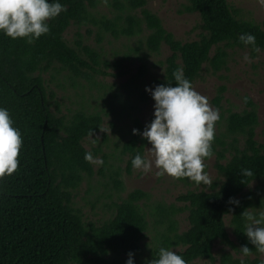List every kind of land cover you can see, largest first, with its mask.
<instances>
[{
  "label": "trees",
  "instance_id": "16d2710c",
  "mask_svg": "<svg viewBox=\"0 0 264 264\" xmlns=\"http://www.w3.org/2000/svg\"><path fill=\"white\" fill-rule=\"evenodd\" d=\"M101 1L59 0L66 10L48 20L49 33L31 44L0 33V107L8 109L13 126L23 138L17 169L0 177V264H125L127 259L122 255L139 254L148 231L141 204L150 195L142 190H134L113 204V217L99 225L85 222L81 210L74 206V194L94 175L93 162L84 156L90 152L95 158L97 152L88 150L86 143L101 132L103 117L83 111L70 116L53 112V93L47 92L42 75L57 65L77 77L89 72L105 73L100 70L101 56L84 44L80 33L74 46L67 43L64 34L70 26L85 27L88 35V28H95L100 43L107 36L131 39L146 32L145 47L152 54L167 46L170 55L164 75L151 80L148 88L167 83L174 86L172 73L178 68H183L194 87L204 72L227 70L230 49H249L253 57L264 53V28L238 18L227 0H187L184 11L199 15L202 32L197 40L185 43L164 28L161 19L147 9L146 0H106L111 17L98 12ZM242 33L255 35L259 51L239 41ZM144 73L141 67L138 76ZM225 92V86L218 88L213 100L218 109ZM140 101L154 103L145 90L140 93ZM244 104L242 112H230L223 118L225 132L212 141L220 184L210 192L180 195L177 201L184 203V208H155L158 224L166 229L153 255L163 246L180 249L177 253L187 264L264 262V254L243 233L244 220L240 216L244 210L264 211V140L256 139V104L247 96ZM153 118L152 114L145 122L135 119L133 129L142 132ZM148 146L140 134L130 133L123 146V154L128 156L127 174L133 171V156L137 152L145 156ZM108 166L103 158L102 169ZM242 169H251L252 175L242 176ZM120 176L115 172L113 178L118 193L123 191ZM230 197L238 199L239 205H230ZM184 211L188 212L189 227L180 233L176 217ZM228 218L234 241L228 232ZM217 244L223 247L218 258ZM245 244L251 250L248 256L240 252Z\"/></svg>",
  "mask_w": 264,
  "mask_h": 264
},
{
  "label": "rangeland",
  "instance_id": "374dc122",
  "mask_svg": "<svg viewBox=\"0 0 264 264\" xmlns=\"http://www.w3.org/2000/svg\"><path fill=\"white\" fill-rule=\"evenodd\" d=\"M147 9L156 14L162 21L164 28L183 43L197 40L201 28V19L196 13L184 11L187 0H146ZM238 18L251 21L264 28V6L258 0H227ZM98 12L112 16V9L107 2L101 1ZM78 29L72 25L65 32L64 37L70 46H74L77 33L83 36L84 44L101 56L100 70L103 73L89 72L85 76H74L64 71L59 65L44 73L47 92L53 93V112L70 116L76 111L88 114L99 113L103 117L102 130L90 138L86 143L88 150H96L97 157L93 162L94 175L82 183L74 194V206L81 210L84 221L102 224L114 215L113 204L119 203L134 190H142L150 195V199L141 206L147 215L149 223L145 238L140 243L141 252L133 255L134 264H144L145 258L152 259L154 248L166 227L158 224L159 217L155 215L157 205L184 208L185 204L177 201L180 195L189 191L210 192L222 178L215 165L216 156L205 160L206 171L212 181L209 185L191 182L188 178H174L167 174L160 175L153 165L150 171L133 169L127 174L128 156L123 154L124 143L129 139L133 130V122L139 119L145 122L154 112L153 102H141L140 93L145 90L149 82L155 78H162L165 62L170 55L167 46H163L158 54L149 53L145 47L147 33L131 39L118 40L107 36L100 43L97 41V31L89 27ZM228 68L217 74L204 72L196 82L194 88L208 97L211 107L218 109L213 100L220 86L226 87L224 99L219 110L220 119L215 122L214 137H220L225 132V121L230 112H242L245 109L244 98L247 96L257 106L259 126L256 139L264 140V53L253 57L249 49H230ZM250 57L245 61L243 57ZM145 68V73L139 77V69ZM148 146L145 156L153 159ZM109 163L108 169H102V159ZM121 174L123 191L117 192L113 182L114 173ZM254 187V186H253ZM229 218L226 220L231 239L232 234ZM178 231H186L189 227L188 212L184 211L176 217ZM223 247L217 244L215 256L218 258ZM179 251L180 249H172ZM235 254L230 248H225ZM236 255V254H235ZM237 256V255H236ZM128 258V255H122ZM243 258V256H238ZM205 263V262H199Z\"/></svg>",
  "mask_w": 264,
  "mask_h": 264
},
{
  "label": "clouds",
  "instance_id": "9594fccd",
  "mask_svg": "<svg viewBox=\"0 0 264 264\" xmlns=\"http://www.w3.org/2000/svg\"><path fill=\"white\" fill-rule=\"evenodd\" d=\"M106 2V0H105ZM264 6V0H258ZM66 6L59 0H0V33L12 39L23 38L31 44L41 35L50 31L48 20L57 17ZM239 41L259 51L256 37L252 33H242ZM245 61L250 57L245 55ZM175 84H159L154 88H145L154 100V118L139 132L151 145L149 149L153 159L137 152L132 160L133 169L148 172L153 165L160 175L174 178H188L197 185L212 183L205 170V160L213 155L212 141L215 134V122L220 119L219 110L210 106L208 97L202 95L184 76L183 68L172 73ZM23 143L20 130L13 126V120L5 107H0V177L11 175L18 167V155ZM84 159L94 160L90 152ZM242 176H251V169H242ZM230 205H239V200L230 197ZM231 210V209H230ZM240 216L244 220L243 233L248 242L259 253L264 254V211L253 213L244 210ZM243 256L251 254L247 244L240 247ZM125 264H134L133 253L129 252ZM144 264H187L176 251L159 247L152 259L145 258ZM264 264V262H262Z\"/></svg>",
  "mask_w": 264,
  "mask_h": 264
}]
</instances>
